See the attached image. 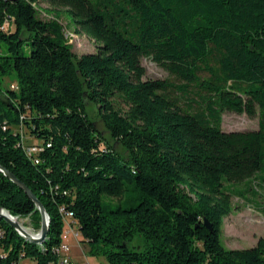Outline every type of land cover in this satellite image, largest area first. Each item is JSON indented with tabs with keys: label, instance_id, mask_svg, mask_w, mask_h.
I'll use <instances>...</instances> for the list:
<instances>
[{
	"label": "trees",
	"instance_id": "trees-1",
	"mask_svg": "<svg viewBox=\"0 0 264 264\" xmlns=\"http://www.w3.org/2000/svg\"><path fill=\"white\" fill-rule=\"evenodd\" d=\"M63 14L95 52H74ZM143 58L177 81L145 79ZM225 112L259 128L226 131ZM0 165L50 216L42 244L0 218V264H57L66 212L107 264H264V237L222 241L226 184L264 173V0H0ZM0 206L40 229L1 171Z\"/></svg>",
	"mask_w": 264,
	"mask_h": 264
},
{
	"label": "rangeland",
	"instance_id": "rangeland-1",
	"mask_svg": "<svg viewBox=\"0 0 264 264\" xmlns=\"http://www.w3.org/2000/svg\"><path fill=\"white\" fill-rule=\"evenodd\" d=\"M41 8L43 11L40 14L43 17H48V7L42 5ZM62 21L66 33L69 35V43L76 54L82 55L97 50L96 41L87 35L79 34L69 14H63ZM142 64L146 68L145 79L177 81L168 70L150 58H143ZM6 83L14 84L15 81L6 79ZM89 109L90 115L102 129L103 125L98 118L95 106L89 104ZM259 120V115L249 117L247 114L225 112L222 127L226 131L256 130L259 128ZM27 141L31 143L32 139L27 138ZM226 187L232 192L233 210L223 222V244L228 248H247L257 245L259 239L264 237V173H258L246 182L227 183ZM18 220L31 233H38L41 229V227L40 229L36 228L38 219L27 216L20 217ZM39 221L41 222L42 219ZM79 238V242L72 236L67 240L71 248V257L76 264H107L104 257L92 256L89 253V244L82 242V235ZM20 264H35V262L31 259H25Z\"/></svg>",
	"mask_w": 264,
	"mask_h": 264
},
{
	"label": "water",
	"instance_id": "water-1",
	"mask_svg": "<svg viewBox=\"0 0 264 264\" xmlns=\"http://www.w3.org/2000/svg\"><path fill=\"white\" fill-rule=\"evenodd\" d=\"M0 171L3 172L11 181H13L16 185H18L27 196L34 202L36 208L39 210L41 214V229L38 233H31L29 232L17 219L14 215H12L8 210L4 209L0 206V218H3L7 221L16 231L20 233L26 240L32 241L35 243L42 244L46 241L49 232L50 226V216L40 201V199L33 193V191L21 180L19 179L13 172H10L6 168L0 165ZM206 225L210 229L212 226L206 220Z\"/></svg>",
	"mask_w": 264,
	"mask_h": 264
},
{
	"label": "built area",
	"instance_id": "built-area-1",
	"mask_svg": "<svg viewBox=\"0 0 264 264\" xmlns=\"http://www.w3.org/2000/svg\"><path fill=\"white\" fill-rule=\"evenodd\" d=\"M69 38V35H67ZM41 150L38 146H29L28 152L30 154H36ZM16 219H20V216H15ZM64 229L62 233L61 243L55 247L54 252L57 256V264H76L71 257V248L67 240L72 236L76 241H80V231L78 230L77 223L72 212H66L63 217ZM19 221V220H18ZM89 264V263H87Z\"/></svg>",
	"mask_w": 264,
	"mask_h": 264
}]
</instances>
